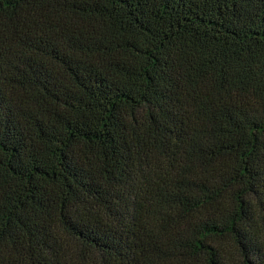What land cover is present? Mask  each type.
<instances>
[{
  "label": "trees",
  "instance_id": "16d2710c",
  "mask_svg": "<svg viewBox=\"0 0 264 264\" xmlns=\"http://www.w3.org/2000/svg\"><path fill=\"white\" fill-rule=\"evenodd\" d=\"M0 264H264V0H0Z\"/></svg>",
  "mask_w": 264,
  "mask_h": 264
}]
</instances>
